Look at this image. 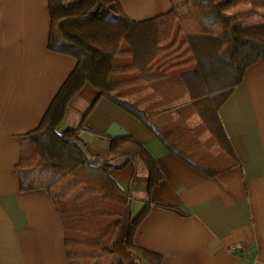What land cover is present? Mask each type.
I'll return each mask as SVG.
<instances>
[{"label": "crops", "instance_id": "obj_1", "mask_svg": "<svg viewBox=\"0 0 264 264\" xmlns=\"http://www.w3.org/2000/svg\"><path fill=\"white\" fill-rule=\"evenodd\" d=\"M118 1L126 16L144 20L186 0ZM49 27L48 0H0V264H67L64 226L53 200L45 189L22 191L14 169L21 137L38 127L77 62L48 48ZM149 91L126 99L140 107L189 103L145 97ZM217 121L222 151L231 159L212 176L168 151L139 119L89 83L70 99L56 131L80 127L86 154L107 162L110 175L128 191L121 232L148 205L133 242L157 254L159 264H264L263 59L245 70L218 108ZM126 136L155 159L160 178L151 186L142 160L110 151L111 137ZM130 256L122 261L134 262Z\"/></svg>", "mask_w": 264, "mask_h": 264}, {"label": "trees", "instance_id": "obj_2", "mask_svg": "<svg viewBox=\"0 0 264 264\" xmlns=\"http://www.w3.org/2000/svg\"><path fill=\"white\" fill-rule=\"evenodd\" d=\"M246 4L247 9L231 11ZM261 8L264 0H186L162 15L134 20L118 0H48V48L77 62L38 127L21 137L14 169L22 191L45 189L53 200L64 226L67 264L160 262L157 254L133 242L148 205L121 232L128 191L110 175L107 162L86 154L80 127L56 131L70 99L84 84H91L100 97L139 119L168 151L204 174L215 175L221 168L198 157L194 137L185 134L207 125L223 148L217 110L245 70L264 60ZM256 18L259 21L252 22ZM146 89L148 98L189 103L177 107L173 117L168 106H158V113L157 107H140V102L125 99ZM190 115H198L199 126L186 125ZM110 151L142 160L150 186L160 178L155 159L134 137H111ZM118 241L134 262L120 259Z\"/></svg>", "mask_w": 264, "mask_h": 264}, {"label": "rangeland", "instance_id": "obj_3", "mask_svg": "<svg viewBox=\"0 0 264 264\" xmlns=\"http://www.w3.org/2000/svg\"><path fill=\"white\" fill-rule=\"evenodd\" d=\"M248 7H249L248 4L240 5L237 8L232 9L231 11L243 10V9H247ZM258 21H259V19L256 18L252 22H258ZM141 92H138V93H141ZM136 93L137 92L130 93L129 95L125 96V99L128 96L136 95ZM145 96L147 97V94H145ZM182 100L184 101L185 99H182ZM161 107H163V106H161ZM161 107L155 108L156 112L159 113L160 111H157V110L160 109ZM168 107H170L169 110H167L168 112L172 110V112H170L168 115H172L174 117V116H176V113H174L173 111L176 110L177 107H182V106H172V105L170 106L169 105ZM168 107H164V108H168ZM190 117H191V115H190ZM185 123L189 127L190 126H193V127L199 126L200 119H197L193 122L190 119H187ZM208 129L209 128L207 125L202 126L200 124V127L195 129V133L188 131V133H186L185 136H193L194 137V140L196 141L195 150H197V152L199 153L198 157L204 156V161H208V162L212 161L211 163L217 167H225V166L229 165L231 157L226 153V151H224V150L222 151L220 144L209 133ZM79 130H78V136H79ZM118 240H119V238H118ZM117 255L120 257V259H123V260H125V259L128 260L131 257L130 254L127 252V250H125V248L122 246L120 241H118V243H117Z\"/></svg>", "mask_w": 264, "mask_h": 264}]
</instances>
